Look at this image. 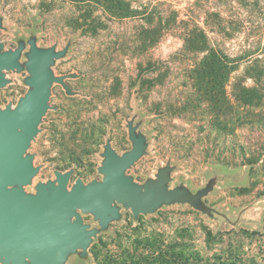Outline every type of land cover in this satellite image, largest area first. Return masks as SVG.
Instances as JSON below:
<instances>
[{"label":"rangeland","instance_id":"obj_1","mask_svg":"<svg viewBox=\"0 0 264 264\" xmlns=\"http://www.w3.org/2000/svg\"><path fill=\"white\" fill-rule=\"evenodd\" d=\"M39 1L0 0L3 48H15L19 39L26 41L32 34L39 46L56 44L59 49L70 42L66 54L51 68L56 74L78 76L66 79L74 95H67L57 83L51 86L50 107L27 148L39 169L25 190L34 191L38 181L54 179L55 170H72L68 189L76 178L84 183L101 179L98 166L105 142L109 140L119 154L131 147L126 126L130 119L133 124L140 122L137 130L147 140L145 153L126 169L135 182L155 177L168 161L173 166L169 188L184 184L195 192L209 179L215 180L202 201L217 212L207 214L188 203H173L134 219L121 206L120 218L93 237L87 255L70 254L64 264H100L90 251L93 244L95 251L104 254L109 248L121 256L128 250L138 252L147 238L158 241L167 252L196 253L198 260L189 264H264V107L235 108L231 77L216 89L220 107L214 104L215 110H206L208 102L197 100L198 88L215 87L194 79L202 53L181 50L182 23L163 29L153 46L139 51L134 35L143 15L107 17L108 27L93 36L56 21L66 15L63 9L41 13ZM131 3L155 19L168 17L171 10L177 11L178 19L192 17L220 52L264 60V0ZM105 45L110 46L103 56ZM27 49L26 43L23 52ZM25 59L22 53L20 61ZM244 64L240 61L239 72ZM4 72L9 82L0 87V107L15 105L28 88L23 82L25 69ZM115 75L120 93L106 99L103 88ZM246 84L253 82L248 78ZM81 216L91 227L98 226L92 214Z\"/></svg>","mask_w":264,"mask_h":264},{"label":"water","instance_id":"obj_2","mask_svg":"<svg viewBox=\"0 0 264 264\" xmlns=\"http://www.w3.org/2000/svg\"><path fill=\"white\" fill-rule=\"evenodd\" d=\"M36 40L32 34L8 49L0 41V87L9 82L4 70L28 72L23 78L26 92L15 105L9 102L0 107V264H64L70 254L86 256L93 237L120 218L121 206L134 219L173 203H188L207 214L217 212L202 201L214 178L193 192L184 184L169 188L173 169L169 161L143 183L126 173L147 147L145 135L137 130L140 122L133 124L132 119L126 124L128 150L117 153L109 140L103 145L98 166L101 179L84 183L76 178L68 189L72 170H55L54 179L38 181L34 191H26L24 186L32 183L39 169L27 148L50 107L51 86L57 83L67 95H74L66 79L78 76L76 72L56 74L51 68L66 54L70 42L58 49L56 44L39 46ZM26 43L28 49L23 52ZM22 53L26 59L21 62ZM82 213L92 214L98 226L84 222Z\"/></svg>","mask_w":264,"mask_h":264},{"label":"trees","instance_id":"obj_3","mask_svg":"<svg viewBox=\"0 0 264 264\" xmlns=\"http://www.w3.org/2000/svg\"><path fill=\"white\" fill-rule=\"evenodd\" d=\"M39 3V7L43 10L41 13H52L55 8L67 11L66 15L59 17V20L56 21L61 24L64 23L72 29L88 31L93 36L97 35L100 29L108 27L105 22L107 17L124 19L141 14L144 17V22L134 35L135 47L139 51L147 50L153 46L163 29L182 23L184 33L181 50L202 53L195 67L194 79L197 83L200 81L201 84H208V88L215 87V90L214 88H198L197 100L206 104L208 102L206 110H215L214 106L211 105L221 103L222 99H217L214 95L220 94L217 90L222 89L224 83L229 81L231 77H233L231 95L235 101L232 105L235 108L264 107V87L261 86V83L264 82L263 58L254 57L251 59L248 58L249 55H245L243 60L241 56H229L220 52L210 44L206 30L199 26L192 17L178 19L177 11L171 10L168 17L158 16L155 19L150 12H145V9L141 10L133 6L131 0H40ZM214 15L218 17L217 13ZM110 45L103 47V56L108 54ZM117 45L119 46L120 42ZM240 61L245 63L241 72L238 71ZM147 63L150 64V62ZM248 78L252 80V85L246 84ZM102 93L106 99L115 97L120 93V81L117 75L112 76L110 83L104 86ZM95 246V244L90 246V251L99 257L100 264H171V262L182 263L183 261L185 264H189L187 263L189 260H198L196 253L191 254L183 250L167 252L161 248L158 241L148 238L144 240L138 252L128 250L127 254L121 256L109 248L102 254L100 251H95Z\"/></svg>","mask_w":264,"mask_h":264}]
</instances>
